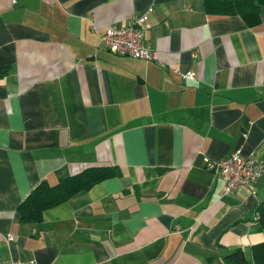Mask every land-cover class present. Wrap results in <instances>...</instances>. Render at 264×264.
<instances>
[{
    "label": "crops",
    "instance_id": "crops-1",
    "mask_svg": "<svg viewBox=\"0 0 264 264\" xmlns=\"http://www.w3.org/2000/svg\"><path fill=\"white\" fill-rule=\"evenodd\" d=\"M142 17L156 59L109 52L105 31ZM259 17L206 15L203 0H0V260L220 264L240 249L253 264L264 178L225 195L207 165L264 161ZM89 167L121 174L20 222L39 183Z\"/></svg>",
    "mask_w": 264,
    "mask_h": 264
},
{
    "label": "trees",
    "instance_id": "trees-1",
    "mask_svg": "<svg viewBox=\"0 0 264 264\" xmlns=\"http://www.w3.org/2000/svg\"><path fill=\"white\" fill-rule=\"evenodd\" d=\"M264 0H203V12L211 16H238L249 28L259 24L260 8ZM116 167H89L66 179L60 180L55 186L46 182L39 183L18 206L17 213L21 223H37L42 213L55 207L73 195L89 190L95 184L119 176ZM257 221L262 227L264 237V202L257 208ZM253 264H264V239L252 247ZM220 264H249L243 251L237 249L222 258Z\"/></svg>",
    "mask_w": 264,
    "mask_h": 264
},
{
    "label": "built area",
    "instance_id": "built-area-1",
    "mask_svg": "<svg viewBox=\"0 0 264 264\" xmlns=\"http://www.w3.org/2000/svg\"><path fill=\"white\" fill-rule=\"evenodd\" d=\"M146 17L130 22L124 28H109L102 36V40L112 54L120 57H129L142 61H153L156 53L152 51L142 40V28L145 26ZM192 74H186L184 78L191 79ZM208 169L221 177L224 183L223 193L230 195L238 190L245 191L248 195L255 194V185L264 178V161L256 157L254 152L242 154L235 151L226 159L208 163ZM12 240V237H8ZM0 264H35L33 262H7Z\"/></svg>",
    "mask_w": 264,
    "mask_h": 264
}]
</instances>
